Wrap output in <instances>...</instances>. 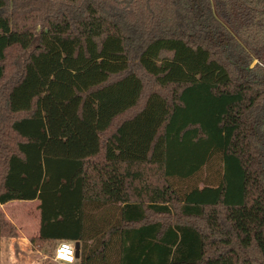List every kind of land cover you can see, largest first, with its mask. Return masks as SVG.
I'll return each mask as SVG.
<instances>
[{"label":"trees","instance_id":"trees-1","mask_svg":"<svg viewBox=\"0 0 264 264\" xmlns=\"http://www.w3.org/2000/svg\"><path fill=\"white\" fill-rule=\"evenodd\" d=\"M35 199L79 264H264V0H0V203Z\"/></svg>","mask_w":264,"mask_h":264},{"label":"rangeland","instance_id":"rangeland-1","mask_svg":"<svg viewBox=\"0 0 264 264\" xmlns=\"http://www.w3.org/2000/svg\"><path fill=\"white\" fill-rule=\"evenodd\" d=\"M14 55H18L19 59L18 61L21 62L23 61V58L25 57V54H21L18 51L13 52ZM14 69L12 66L9 68V72H13ZM33 85H38V84H33ZM38 87V86H37ZM151 87H154L156 89L157 87L155 85H151ZM37 93L42 92V88H36ZM211 169V170H210ZM217 174V168L213 166L212 168H207L204 170V172L200 175L201 179H205L206 177L209 179H212L215 177L214 175ZM197 183V177L194 179H189L186 180V184H193ZM180 186L184 183L183 182H177ZM199 185H202L203 182H198ZM19 204H16L15 209L17 212V217L19 219V224L21 226L22 234L25 236H32L34 234H38V231L40 229V223H41V213L39 210V200H36L35 203L33 201H18ZM11 206V205H10ZM18 206V207H17ZM98 213L103 212L102 210H98ZM36 232V233H35ZM22 246V245H21ZM57 242L56 241H50L46 244L43 245L40 253L36 252V249H33L34 246H31L28 244L29 249H25L23 251L22 249L18 248L16 252V257L14 258L12 264H35V260H40L41 257V262L42 264H66V263H60L55 261L54 256H55V251L57 248ZM26 247V246H25ZM32 248V250H31ZM28 250V251H27ZM8 260H6V264ZM78 264V261L75 263Z\"/></svg>","mask_w":264,"mask_h":264},{"label":"crops","instance_id":"crops-1","mask_svg":"<svg viewBox=\"0 0 264 264\" xmlns=\"http://www.w3.org/2000/svg\"><path fill=\"white\" fill-rule=\"evenodd\" d=\"M37 199L35 200H13V201H9L5 204H1L0 203V209L5 213L6 219L10 222H12L16 227H17V231L19 236L18 237H11V238H6L3 240L2 242V251H1V264H6V260L8 264H12L14 258L16 257V250L18 248L22 249L23 251H25V249H29L28 248V244H30L31 246H33L31 239L33 237H37L40 234V229L38 231V234H34L32 236H25L22 233V228L19 224V219L17 217V212L15 209V205L19 204L18 201H33L35 203ZM11 205V206H10ZM40 205V203H39ZM18 207V206H17ZM40 210V209H39ZM41 213V212H40ZM40 227H41V223H40ZM36 233V232H35ZM50 241H56L57 245L61 240H50ZM48 241V242H50ZM72 241V240H70ZM46 242V243H48ZM76 243V241H74ZM45 243V244H46ZM22 245V246H21ZM26 246V247H25ZM34 249V247H33ZM32 250V248H31ZM28 251V250H27ZM36 252L42 253L41 249H36ZM78 261L79 264V258L76 259V261L74 263H66V264H75ZM35 264H42L41 262V257L40 260H35L34 262Z\"/></svg>","mask_w":264,"mask_h":264},{"label":"built area","instance_id":"built-area-1","mask_svg":"<svg viewBox=\"0 0 264 264\" xmlns=\"http://www.w3.org/2000/svg\"><path fill=\"white\" fill-rule=\"evenodd\" d=\"M55 261L60 263H74L76 261V243L70 240H61L55 251Z\"/></svg>","mask_w":264,"mask_h":264},{"label":"water","instance_id":"water-1","mask_svg":"<svg viewBox=\"0 0 264 264\" xmlns=\"http://www.w3.org/2000/svg\"><path fill=\"white\" fill-rule=\"evenodd\" d=\"M80 248H81V243L76 242V258L80 257Z\"/></svg>","mask_w":264,"mask_h":264}]
</instances>
